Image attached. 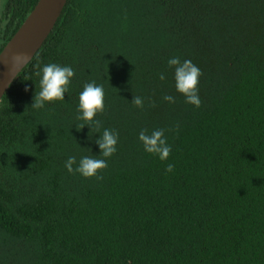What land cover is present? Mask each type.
<instances>
[{"label": "trees", "instance_id": "1", "mask_svg": "<svg viewBox=\"0 0 264 264\" xmlns=\"http://www.w3.org/2000/svg\"><path fill=\"white\" fill-rule=\"evenodd\" d=\"M37 2L7 0L0 52ZM174 56L202 72L198 108L175 89ZM48 63L75 75L36 110L34 66ZM93 81L105 108L78 129ZM142 129L164 130L166 161ZM69 156L107 167L85 178ZM0 264H264V0H68L0 102Z\"/></svg>", "mask_w": 264, "mask_h": 264}, {"label": "clouds", "instance_id": "2", "mask_svg": "<svg viewBox=\"0 0 264 264\" xmlns=\"http://www.w3.org/2000/svg\"><path fill=\"white\" fill-rule=\"evenodd\" d=\"M168 67L174 69L175 89L182 94L185 102L195 107H200L201 100L199 97V78L202 75L201 70L191 60L184 59L181 61L179 57H170L167 60ZM35 75L39 77V91L34 93L33 103L31 107L39 110L43 109L47 102L62 101L65 93L69 91V84L75 75L71 66H61L56 63H48L44 65L37 64L34 66ZM164 79V76H160ZM27 90V89H26ZM164 100L173 103L174 97L165 95ZM132 103L138 108H143V99L135 96ZM105 108V96L102 85L96 84L94 81L86 83L83 90L79 93V102L77 106L78 120L85 121L82 125H77L78 129L89 126H99V120L94 118L98 113H103ZM118 133L111 129H104L102 135L96 139L95 143L100 149V156L109 158L117 151ZM138 139L143 144L146 153L158 157L162 162L169 158L171 146L167 143L163 129L153 130L148 134L147 129L139 132ZM76 163V157L69 156L65 162V167L69 173L73 171L81 174L85 178L97 177L98 173L107 167L106 159H94L89 156H83L79 160L78 166L73 169ZM167 172L173 171V165L168 164Z\"/></svg>", "mask_w": 264, "mask_h": 264}, {"label": "water", "instance_id": "3", "mask_svg": "<svg viewBox=\"0 0 264 264\" xmlns=\"http://www.w3.org/2000/svg\"><path fill=\"white\" fill-rule=\"evenodd\" d=\"M68 0H38L0 52V102L13 82L41 49Z\"/></svg>", "mask_w": 264, "mask_h": 264}, {"label": "rangeland", "instance_id": "4", "mask_svg": "<svg viewBox=\"0 0 264 264\" xmlns=\"http://www.w3.org/2000/svg\"><path fill=\"white\" fill-rule=\"evenodd\" d=\"M6 3H7V0H0V23L2 20V16H3V12L5 10Z\"/></svg>", "mask_w": 264, "mask_h": 264}]
</instances>
